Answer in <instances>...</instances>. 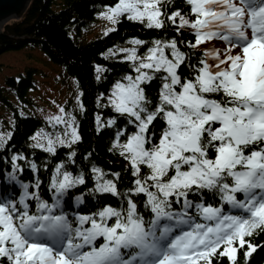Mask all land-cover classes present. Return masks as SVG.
<instances>
[{"label": "snow or ice", "instance_id": "snow-or-ice-1", "mask_svg": "<svg viewBox=\"0 0 264 264\" xmlns=\"http://www.w3.org/2000/svg\"><path fill=\"white\" fill-rule=\"evenodd\" d=\"M163 2L118 0L105 18L115 24L125 16L161 29ZM187 3L194 19H186L180 12L168 19L176 24L179 18L178 28L193 31L195 43L189 47L199 48L211 41L225 45L223 52L205 50L192 79H181L179 69L185 54L175 40L154 41L144 57L137 55L135 47L121 50L137 74L126 76V83L117 82L109 98L113 110L128 117L136 128L123 143L124 132L118 131L113 145L136 177L135 187L123 194L127 208L107 206L91 215L75 213L74 221L70 220L63 199L69 190L85 184L83 174L73 176L63 163L58 165L49 185L53 193L50 204L40 196L39 180L35 185L19 180L17 173L23 168L17 161L25 158L14 156L8 178L22 193L18 200L0 199V264H212L221 248L219 255L236 264L234 244L243 248L245 237L257 229L264 231V0ZM166 49H170L171 59ZM156 73H163L159 102L150 110L152 102L142 85L156 79ZM60 113L50 122L65 124L64 135L70 139L47 133L33 137L35 147L52 155L57 145L70 148L80 140L75 118L65 120L63 108ZM158 118L166 127L153 143ZM115 123L109 120L107 126ZM5 142L0 136V145ZM30 167L33 172L38 170L35 163ZM144 168L148 173L142 176ZM92 171L96 180L93 192L121 195L115 180H105L99 168ZM204 192L219 196L220 206L206 205ZM141 194L146 197L144 207L152 214L147 220L132 199ZM190 194L200 202L194 203ZM76 200L77 205L82 204L83 196ZM30 201H35L34 211ZM224 205L230 206L229 212ZM233 209L247 215L231 214ZM98 240L102 241L99 245ZM248 248L246 256L250 257L256 249L250 243Z\"/></svg>", "mask_w": 264, "mask_h": 264}, {"label": "trees", "instance_id": "trees-1", "mask_svg": "<svg viewBox=\"0 0 264 264\" xmlns=\"http://www.w3.org/2000/svg\"><path fill=\"white\" fill-rule=\"evenodd\" d=\"M117 3L118 0H31L19 19L3 26L0 33V56L23 49L39 50L49 61L76 80L81 90L83 109L78 114L77 121L80 140L70 148L57 145L56 154L52 155L35 147L37 141L33 137L38 133H47L53 138L59 135L66 140L70 139L64 135L65 130L59 125H50L39 115H20L13 101L15 97L21 101L32 102L30 93L36 89V75L41 71L28 66L24 73L6 76L3 83L0 81V107L4 111L0 114V136L6 140L0 145V199H19L22 189L18 184L10 182L8 177L13 171L12 158L23 156L25 159L17 161L23 168V172L17 173L19 180L29 185H35L39 180L40 196L50 204L53 203V193L49 190V185L58 165L63 163L64 170L71 172L73 176L83 174L85 184L69 190L63 199V210L69 214L70 220L74 221L75 213L91 215L107 206L116 209L127 208V199L123 194L129 193V190L135 187L136 177L132 175L129 162L113 145L118 131L124 132L120 137V142L123 143L136 128L134 124L128 123V117L113 110L109 98L117 82L126 83V76L135 77L137 74L131 63L126 60L127 54L121 50L135 47L137 55L144 57L154 46V41L175 40L177 47L185 54V63L179 69L181 79L184 80L194 77V69L201 66L200 61L205 58L204 52L207 48L205 45L199 48L189 47L190 43H195L193 31L190 28H178L179 18L176 24L168 19L175 12H180L186 19H194L187 0H164L161 6L164 27L161 29L148 28L146 23L142 24L122 16L107 32L96 34L90 40H83L84 34L90 32L98 23L99 16ZM133 40L143 43L133 45ZM210 44L221 52L224 51L225 45L222 41H211ZM165 52L171 59L170 49ZM28 55L31 56L29 53ZM208 62L214 63L212 60ZM161 75L163 73H156V79L142 85L145 95L152 102L150 110H154L159 102ZM9 114L10 121L5 117ZM97 117L100 118L99 124ZM112 119L116 123L108 127L107 121ZM154 124L156 127L153 143L158 142L160 133L166 127L159 118ZM73 152L75 156L71 157ZM211 152L210 149V154ZM73 160L74 163L71 162ZM31 163L37 165L36 172L32 171ZM93 167L105 173V180H115L121 195L93 192L96 187ZM147 173L148 169L144 168L142 176ZM115 174H119L118 180L115 179ZM80 196H83V203L77 205L76 198ZM132 199L137 203L138 211L146 220L149 219L152 214L144 207L146 197L141 194L132 196ZM189 199L194 203L200 202V198L192 194ZM203 202L213 206L221 204L219 196L208 192L203 193ZM29 203L34 211L35 201ZM173 208L179 210L180 205L173 204ZM224 209L229 212L230 206L224 205ZM231 214L247 215L234 209ZM245 240L247 243L243 248L238 242L234 244L238 249L236 264H264V231L257 229L253 235L245 237ZM100 243L102 241L98 240L97 245ZM249 243L256 249L250 257L246 256ZM219 251H223V248ZM219 251L212 257V264H231L227 257L219 255Z\"/></svg>", "mask_w": 264, "mask_h": 264}, {"label": "rangeland", "instance_id": "rangeland-1", "mask_svg": "<svg viewBox=\"0 0 264 264\" xmlns=\"http://www.w3.org/2000/svg\"><path fill=\"white\" fill-rule=\"evenodd\" d=\"M24 4L25 2L23 3V6ZM107 12L108 10H105L99 16L98 23L92 27L90 32L84 34L83 40H90L94 35L102 32L105 33L113 27V23L105 18V13ZM210 43L211 42L205 45L207 49H217ZM28 53L31 56H29ZM0 66L1 83L4 82L6 76H17L20 73H24L25 68L28 66L36 67L41 71L36 75V89L30 93L32 102L21 101L15 97L13 99L20 115L36 114L43 117L50 125H59L66 130L65 124H55V122H50V118L62 115L60 113V108H63L65 120H70L71 117H74L76 122L75 126L77 127L78 114L83 109L81 90L79 89L76 80L69 77L61 67L58 68L39 50L31 49L7 52L1 55ZM2 113H4V111H2L0 107V114ZM9 116L10 114L5 115L10 121ZM41 141L45 143L44 140Z\"/></svg>", "mask_w": 264, "mask_h": 264}, {"label": "water", "instance_id": "water-1", "mask_svg": "<svg viewBox=\"0 0 264 264\" xmlns=\"http://www.w3.org/2000/svg\"><path fill=\"white\" fill-rule=\"evenodd\" d=\"M30 1L31 0H0V33L7 22L20 18V15L25 11L23 9L28 7ZM24 2L25 4L23 6Z\"/></svg>", "mask_w": 264, "mask_h": 264}, {"label": "bare ground", "instance_id": "bare-ground-1", "mask_svg": "<svg viewBox=\"0 0 264 264\" xmlns=\"http://www.w3.org/2000/svg\"><path fill=\"white\" fill-rule=\"evenodd\" d=\"M2 25V24H1Z\"/></svg>", "mask_w": 264, "mask_h": 264}]
</instances>
